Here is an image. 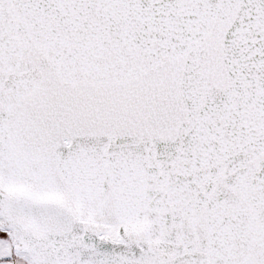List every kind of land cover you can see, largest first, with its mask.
Here are the masks:
<instances>
[{
  "label": "snow or ice",
  "instance_id": "1",
  "mask_svg": "<svg viewBox=\"0 0 264 264\" xmlns=\"http://www.w3.org/2000/svg\"><path fill=\"white\" fill-rule=\"evenodd\" d=\"M0 264H264V0H0Z\"/></svg>",
  "mask_w": 264,
  "mask_h": 264
}]
</instances>
